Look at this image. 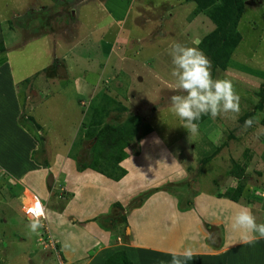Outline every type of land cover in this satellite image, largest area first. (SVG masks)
<instances>
[{
	"label": "rangeland",
	"instance_id": "rangeland-1",
	"mask_svg": "<svg viewBox=\"0 0 264 264\" xmlns=\"http://www.w3.org/2000/svg\"><path fill=\"white\" fill-rule=\"evenodd\" d=\"M57 1L54 0L49 11L41 14V19L47 18L52 32L54 30L49 38L46 36L48 51L43 39L42 42L33 40L36 33L44 32L48 26L41 21L37 23L33 12L27 13L32 0H21L20 4L23 2V5L19 10L17 0H0V54H7L15 73H24V83H21L24 101H18L11 110L17 116L15 124L20 127L23 125L32 139L35 150L31 158L45 160L42 147L44 141L51 138L53 142L56 141L58 149H62L63 145V150H58L59 155L68 152V156L75 161L86 150L88 156L90 142L87 132L93 130L95 133V127L89 121L93 113L90 107L104 103L106 96H109L115 106L125 109L113 110L102 120L114 124L116 121L110 118L112 115L118 116L119 120L136 115L137 134L145 127L149 128L146 134L131 140L124 149L123 168L128 171V181L123 180L119 187L131 188L134 193L121 209H131V204L141 206L130 216L131 222L138 223L144 216L166 214L164 204H167L168 197L176 199L178 204L183 205L182 208H188L195 190L211 191L218 186L226 187L231 178L234 181L230 171L233 164H238L243 167L242 175L246 178L245 193L239 197L240 203L242 206L254 204L247 207L258 224L264 223V126L259 122L264 116V0H241L242 12L236 24L240 38L226 69L220 71L217 67H211L213 79L232 83L240 97L239 113L220 115L216 119L205 116L195 134L184 129L182 122L170 111V97L180 93L174 91L175 77L171 75L173 66L169 50L175 43L197 46L194 42L201 40L213 28L203 13L192 16L195 9L192 0ZM39 2L45 4L47 0ZM77 12L78 15L75 14ZM17 99L20 98L17 96ZM1 101L8 102V98ZM257 105L261 108L257 109ZM38 116L52 129L55 127L53 136L44 139L48 134L40 131ZM249 118H256L258 122L245 130L243 125ZM68 122L72 125H69L70 129H63L64 123L67 125ZM44 129L47 130V126ZM172 159V163L182 161L180 166L181 171L185 172L184 176L180 177L176 173L180 171L175 170L173 173L169 163ZM165 169L170 177L165 184L153 186L151 182L157 176H164ZM0 170L3 173H0V257L7 254L1 239L11 235L19 245L18 250L27 251L34 247L38 252H47L52 256L48 262L54 264V249L46 248L44 242L35 241L37 234L30 231L29 220L22 216L19 202L13 199L14 203L9 197L6 181L11 183L12 180L6 178L2 167ZM228 171L231 177L227 176ZM40 173L42 182L46 183L50 172ZM38 176L35 174L33 179L26 180V184L44 206V221L51 236L62 238L64 225L71 218L69 213L75 212V207L83 203L80 198L87 191L75 188L76 200H70V194L64 193V190L57 192L58 186L52 182L49 187L46 185V189H53L54 197L47 200L44 184ZM101 187L100 184L91 190L98 192ZM21 188L17 185L10 192L16 195ZM156 192L163 193V198L154 196ZM57 193L61 198L55 197ZM26 194L29 193L25 191L23 198ZM3 202L7 203V208ZM233 204L230 208L227 205L223 213L219 210L216 212V215L222 214L223 228L216 224H202V231L206 234L205 244L210 250L219 251L222 250L223 242L240 240L229 227L235 213ZM113 208L114 214L120 213ZM113 208H108V216ZM3 216L6 222L2 221ZM13 216L15 219L18 217L17 224L11 223ZM97 216L96 222L103 224L108 219L106 215ZM116 220L118 218L111 222ZM135 225L131 224L130 227ZM186 226L187 239L191 243L197 241L200 234H196L188 221ZM179 228L182 229L181 226ZM222 230H225L224 233ZM173 232L170 234L174 238L173 244H179L178 237L181 242L190 243L183 239L182 230ZM223 249L227 251H221L220 255L217 254L219 257L214 256V263L211 264H225L226 261L232 264H264V239L254 244L239 243ZM15 263L16 260H13L8 264Z\"/></svg>",
	"mask_w": 264,
	"mask_h": 264
},
{
	"label": "crops",
	"instance_id": "crops-1",
	"mask_svg": "<svg viewBox=\"0 0 264 264\" xmlns=\"http://www.w3.org/2000/svg\"><path fill=\"white\" fill-rule=\"evenodd\" d=\"M39 1L40 0H32L31 8L27 10V13L33 12L32 14L35 15L37 23L41 21L42 24H47V30L44 32L40 31L39 34L36 33L37 35L33 36L34 41L38 40L42 42L41 39H43L45 41L43 45H46L47 47L48 41L46 36L49 38V35L53 33L54 30L52 32L47 18L41 19V14H44V12L51 9L52 5L54 4V0H47L45 4H41ZM84 1L86 2L87 0H81L79 3H84ZM17 2L19 3L18 5L16 4L17 10H19L21 5H23V2L22 4H20L21 0H17ZM70 12L72 13V11ZM75 14L78 15V12ZM59 22H61V19L58 21V23ZM47 49L49 51V45ZM23 74L24 73L22 72V75H18L14 72L13 66L6 53H3V55L0 54V167H2V169L6 172V178L12 180L11 183L6 181L7 190H9L8 194L10 199H12V202H14L13 199H15L17 203L19 202L18 204H20V209L21 204L24 201L22 193L25 190H31L30 186L26 184V180L28 181L29 179H33L35 174L36 176L39 174L37 178L42 182L40 173L41 171L44 173L50 172L52 174L53 185L55 184L58 186L57 192L64 190V193H69L70 200H76L75 195L77 192L75 188H77L79 191H87L85 196L81 195L80 199L83 201V203L75 207V212L69 213L71 218L69 219L67 225H64V237H53V239H55L57 242L59 255L63 263L104 264L105 259L113 252L117 250H123L132 264H170V252L175 251L177 253H182L185 249L190 248L192 249L194 255L191 261H187V264H211V262L214 263V256H218L217 254L220 255L221 251L226 250L223 248H230V246L242 243L240 240H234L230 242L225 241L223 242L224 245L222 248H220L222 250H210L209 246L205 244L206 234L203 233V228H201L203 223L216 224L219 228H223V226H225L224 220L220 218L222 214L221 216H219V214L216 215V212H218L217 210L223 213V209L227 207V205L230 208V205L233 204L232 202L235 203L233 204V210H235V212L238 211L242 206L240 203V198H238L236 201H232L228 198L217 195V193L223 192L229 186L233 187L236 184V179L234 177V181L231 178L229 180L230 182L228 181L229 184L226 187H220L217 185L219 188H212L211 191L195 190V193L192 196L193 200L190 202V206L188 208H182L183 205L178 204L176 199L172 200L170 197L166 199L167 195H165L167 204H164V206L168 218H166L165 213H161L160 216L159 214L158 216H144L138 220V223H136L130 221V216H132L134 212L136 213V211L140 209L141 206L131 204V209H121L122 205L124 206L128 201L131 200L134 193V190L131 191V188L123 187L124 189H122V187H119V183H121L123 180L124 182L126 180L128 181V171L123 168L125 158L119 162L120 167L124 169L125 173L118 180L107 178L89 168L78 171L75 168L74 160L68 156V152L62 155L57 154L59 153L58 150L60 148H57L56 141L53 142V138L47 141L46 138L48 136H53L52 133L55 127L52 129L44 119L38 116V119L41 122L40 131L43 133L47 132L46 134H48L44 138L46 140L44 141V146L42 147L46 158L45 160H42L43 162L40 161L39 158L33 157L32 159L31 155L35 150L34 145L32 144V139L28 136L29 134L26 133V129L23 125L20 127L15 124V119L17 116H15L16 114L13 115L11 110L15 104H18V101L20 103L24 101V88L21 85V83H24L22 80ZM18 93L21 94V96L18 95ZM17 96L20 98L19 100L17 99ZM7 98L8 102L1 101L2 99ZM46 114L47 113H44V115ZM50 115L51 114L48 113L49 117ZM69 122L67 125L64 123L62 126L63 129H70V126L72 125L71 123L69 124ZM44 126H47L48 129L45 130ZM25 135H27V137ZM61 148L62 149L60 150H63V145ZM173 161L174 160L172 159V161L169 162L172 165L173 173L175 170L180 171L176 173H178L180 177L184 176L185 172L181 171L182 169L180 166L182 165V161H176L175 163H172ZM229 174L230 172L228 171L227 176H230ZM169 177V173L167 169H165L164 176H157L151 183H154L153 186L162 185L165 184L164 182ZM42 183L44 184L43 188H45L47 200H50L49 198L52 196L54 197V190H51L50 188L46 189V183ZM56 183L60 184L58 185ZM100 184L102 185L101 191L97 192L94 190L96 191L94 192L91 190L98 188ZM17 185H20V188H22L16 193V195H14L10 192V189L15 190ZM69 188L71 189L69 190ZM135 189L137 190L136 187ZM244 193L245 191L242 193V196ZM158 195L161 198L164 196L163 193L159 192L154 194V196ZM228 201L230 203H228ZM8 202L9 201L7 200V203ZM114 202H117L120 205V207L116 208L120 213L114 214L112 211L115 209L113 208L110 211V215L108 216V214H106L108 208ZM4 203L6 204L7 208V203L3 202V206ZM255 204L257 207H259L257 203ZM249 205L253 206L254 204L252 205L251 203L245 206L247 207ZM98 208L101 209L97 210ZM126 211H128V214H125ZM99 214L103 216L106 215L108 221L110 220L111 216L110 225L106 224L105 221V225L108 228H104L98 222H96L95 217H97ZM121 215H123V217L119 218ZM22 216L26 218L23 214ZM2 218H4L2 220L3 222L7 221L5 216ZM116 218H118V220L111 222ZM16 220H18V217L16 219L14 216L11 217V223L17 224ZM186 221H188L191 226L194 227L193 229L196 231V234H200L197 241H192L191 243L190 240L187 239L188 235L185 234L187 229ZM61 224H64V222ZM131 224L136 225L131 228ZM180 226L182 229L179 228ZM69 229L72 231H69ZM173 230H175V232H180L182 230L184 232L183 239L189 241L191 244H187L185 241L181 242L180 237L177 238L179 244H173L174 241L172 240L174 238L172 236L170 237V234L174 233ZM224 231L222 230V233H224ZM7 236L8 237L1 239L2 246L7 249V254H2L3 258L0 257L2 264H8L13 260H16L15 264H50V262H48V258L51 256L49 253L38 252V249L34 247L33 249L30 247L27 251L18 250L17 247L19 245L17 242H15V237L11 235ZM188 238L190 239V237ZM218 247H220V245ZM228 257H230V255ZM53 262H55L54 258ZM225 264L232 263L230 261H226Z\"/></svg>",
	"mask_w": 264,
	"mask_h": 264
},
{
	"label": "trees",
	"instance_id": "trees-1",
	"mask_svg": "<svg viewBox=\"0 0 264 264\" xmlns=\"http://www.w3.org/2000/svg\"><path fill=\"white\" fill-rule=\"evenodd\" d=\"M192 1L195 3L192 16L201 12L207 16L213 25V28L201 37L198 47L211 61L212 68L217 67L220 71H224L227 67L228 59L240 38L236 30V24L242 12V2L241 0ZM110 105L113 107H110ZM256 107L257 109L261 108L260 105ZM90 108L93 113L90 115L89 121L95 127V133L93 130L87 132L90 142V154L87 156V151L84 150L79 159L75 158V168L78 171L89 168L107 178L118 180L125 173L124 169L119 165V162L125 158L124 149L131 140L138 139L146 134L149 128L145 127V130L138 135L136 131L138 118L136 115L127 116L123 120H119L118 116L112 115L110 118L116 121L114 124L102 120L103 116L108 115L113 110L125 109L122 106H115L113 99L109 96H106L104 103L98 104L97 107L91 106ZM204 117L202 116L197 123L199 124ZM93 119H96V121ZM259 122L264 126V116ZM215 152L216 149H214L213 153ZM205 159L207 160V157ZM231 169L232 171L230 172L236 179V184L221 193H217V195L236 201L244 192L246 178L242 175L243 167L233 164ZM111 207L117 208L120 205L114 202ZM97 219L98 216L95 217V220ZM110 220H106V224L110 225ZM98 223L104 228L107 227L105 223ZM54 261L57 264L55 257ZM104 264L132 263L123 250H117L105 259Z\"/></svg>",
	"mask_w": 264,
	"mask_h": 264
},
{
	"label": "clouds",
	"instance_id": "clouds-1",
	"mask_svg": "<svg viewBox=\"0 0 264 264\" xmlns=\"http://www.w3.org/2000/svg\"><path fill=\"white\" fill-rule=\"evenodd\" d=\"M194 43L197 46L175 43L169 50L173 66L171 75L175 77L174 91L180 93L170 97V111L191 134L198 132L197 121L202 116L210 115L212 119H216L220 115L238 114L240 111V97L234 91L232 83L213 79L211 61L199 49V41ZM254 122L258 120L249 118L244 122L243 128L247 130ZM28 227L32 233L38 234V229L43 224L39 219L30 218ZM229 227L242 243L254 244L264 239V223L258 224L251 209L246 206H241L232 215ZM169 255L170 264H187V261L193 259L194 253L188 248L182 253L172 251Z\"/></svg>",
	"mask_w": 264,
	"mask_h": 264
},
{
	"label": "built area",
	"instance_id": "built-area-1",
	"mask_svg": "<svg viewBox=\"0 0 264 264\" xmlns=\"http://www.w3.org/2000/svg\"><path fill=\"white\" fill-rule=\"evenodd\" d=\"M0 173H2L1 170H0ZM25 191H27V190H25ZM27 192L29 194H26V196L24 197V201L21 204L22 214L28 220H30V218L39 219L40 222L43 224V227L38 229V234L36 236L35 241L37 243L44 242L46 245V248L54 249V251L52 250V253L54 252V254H55V255L54 254L53 255L56 259L57 264H64L60 255H59V249L57 247V242L51 236L49 230L47 229V225L44 221L45 217H44L43 205L39 202V200L37 199V197L33 193H31L29 191H27ZM56 196L61 197V195L59 193Z\"/></svg>",
	"mask_w": 264,
	"mask_h": 264
},
{
	"label": "water",
	"instance_id": "water-1",
	"mask_svg": "<svg viewBox=\"0 0 264 264\" xmlns=\"http://www.w3.org/2000/svg\"><path fill=\"white\" fill-rule=\"evenodd\" d=\"M52 183V175L49 173L46 179V185L49 187Z\"/></svg>",
	"mask_w": 264,
	"mask_h": 264
}]
</instances>
